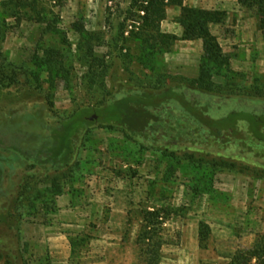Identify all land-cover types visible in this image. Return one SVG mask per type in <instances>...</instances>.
I'll return each instance as SVG.
<instances>
[{
    "label": "rangeland",
    "instance_id": "1",
    "mask_svg": "<svg viewBox=\"0 0 264 264\" xmlns=\"http://www.w3.org/2000/svg\"><path fill=\"white\" fill-rule=\"evenodd\" d=\"M1 1L0 264H52L42 240L60 232L72 234L76 254L97 238L113 239L122 244L113 263L145 264L141 212L154 208L172 213L162 228L161 264H228L264 237V158L190 146L169 148L177 151L172 156L89 119L109 98L153 89L167 76L195 81L207 72L204 78L233 95L264 86V31L255 9L239 0H185L222 19L211 26L228 59L220 66L204 59L202 40L185 39L177 7L161 23L170 47L154 52L132 36L146 28L143 0H40L46 21L21 23ZM95 74L100 82L92 85ZM77 114L90 122L67 168L33 166L7 148L33 150L50 139L51 127ZM223 160L236 167L218 166ZM201 223L211 227L203 246Z\"/></svg>",
    "mask_w": 264,
    "mask_h": 264
},
{
    "label": "trees",
    "instance_id": "2",
    "mask_svg": "<svg viewBox=\"0 0 264 264\" xmlns=\"http://www.w3.org/2000/svg\"><path fill=\"white\" fill-rule=\"evenodd\" d=\"M239 3L256 10L264 31V0H239ZM39 4L40 0L1 1L6 12L20 23L25 19L46 21L48 15H44ZM170 7L181 10L178 22L185 29V39L203 41L204 59L228 66L223 48L211 30L212 24L221 23L222 19L211 11L186 5L185 0H143L139 10L146 12V28L132 36L141 38L149 46L145 48L154 52L169 46L172 40L161 33V23L167 18ZM90 55L94 57L92 48ZM102 67L105 72L106 66ZM205 74L207 72L195 81L167 76L168 81L164 80L153 89L130 90L113 96L106 104L95 108L96 121L108 129L120 128L128 137H135L154 148L165 147L172 156H177V151L169 148L190 146L220 152L235 147L241 153L264 158V86L257 84L254 89L233 95V92H224L212 79L204 78ZM90 82L94 85L100 80L95 74ZM87 122L90 121L86 114H77L51 127L50 139L33 150L18 144L7 148L17 152L18 158L32 161L33 166L67 168L74 157L76 139ZM0 144H3L1 139ZM188 157L193 158L194 153ZM218 166L232 170L236 163L223 160ZM171 214L158 208L141 212L142 229L137 243L142 246L145 264H161L165 244L162 228ZM210 233V225L201 223L200 246L207 243ZM228 264H264V237H260L253 248L238 250Z\"/></svg>",
    "mask_w": 264,
    "mask_h": 264
},
{
    "label": "crops",
    "instance_id": "3",
    "mask_svg": "<svg viewBox=\"0 0 264 264\" xmlns=\"http://www.w3.org/2000/svg\"><path fill=\"white\" fill-rule=\"evenodd\" d=\"M200 2L202 1L186 0V3L192 6H198ZM175 12L178 13L179 11L176 10ZM169 14L170 10H168V16ZM71 235V233L60 232L55 236L44 237L42 241L45 251L42 254H44L45 259H51L50 261L53 263L64 264H117V260L113 263L112 253L115 252V245L122 244L116 243L113 239L97 238V245L76 254L72 247ZM99 244L101 245L99 246Z\"/></svg>",
    "mask_w": 264,
    "mask_h": 264
},
{
    "label": "water",
    "instance_id": "4",
    "mask_svg": "<svg viewBox=\"0 0 264 264\" xmlns=\"http://www.w3.org/2000/svg\"><path fill=\"white\" fill-rule=\"evenodd\" d=\"M89 119L90 120H97L98 119V115L97 114H94Z\"/></svg>",
    "mask_w": 264,
    "mask_h": 264
}]
</instances>
